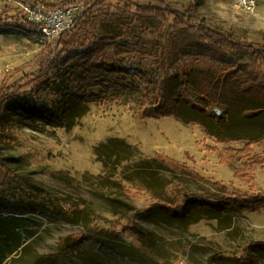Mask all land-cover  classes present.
Segmentation results:
<instances>
[{"label": "rangeland", "instance_id": "rangeland-1", "mask_svg": "<svg viewBox=\"0 0 264 264\" xmlns=\"http://www.w3.org/2000/svg\"><path fill=\"white\" fill-rule=\"evenodd\" d=\"M34 1L0 0V18L22 19L21 6H34ZM37 1L60 6L67 0ZM128 1L139 6L163 3L178 13L193 9L198 23L264 52V7L247 15L236 12L232 0ZM88 6L99 16L121 17L124 9V4L114 0ZM76 9L79 16L87 7ZM168 21L158 32L153 28L157 21H133L124 40L165 42L172 31L171 17ZM56 43L57 39L49 47L43 38L29 33H0V85L23 81L0 119V218H14L22 211L16 219L21 230L31 235L25 238L24 248L6 257L3 264H61L55 257L60 240L82 236L85 227L117 231L122 241L109 248L84 239L70 249L71 264H238L236 259L246 250L256 264H264V246H257L264 244V207L255 213L233 208L210 217L201 215L193 224L191 215L184 221L159 207L141 214L155 203H164L144 190H160V185H165L160 196L168 200L179 185L176 204L186 193L219 197L222 192L214 183L242 198L264 196V113H244L261 105L248 96L234 95L224 113L212 116V131L220 132L228 140L225 144L207 136L202 127L183 125L173 117L140 118L129 110V106L137 107L131 99L124 102L127 106L91 104L84 110H70L59 92L56 68L47 78L33 80L41 59L57 50ZM231 61L234 68L246 65L255 71L247 55L232 57ZM37 106L52 113L60 107L65 118L47 123L39 118ZM179 114L183 118L197 115L186 105L180 107ZM113 139L134 149L109 146L96 152ZM255 139L258 142L250 145V154L233 155L232 150H241ZM206 146L222 151L227 165L219 163L216 153L205 151ZM158 153L186 164L199 178L184 177L173 168L145 161ZM238 169L246 170L253 181L236 177L233 171ZM62 212L67 219L58 216ZM130 220L150 234L145 244L123 231Z\"/></svg>", "mask_w": 264, "mask_h": 264}, {"label": "trees", "instance_id": "trees-1", "mask_svg": "<svg viewBox=\"0 0 264 264\" xmlns=\"http://www.w3.org/2000/svg\"><path fill=\"white\" fill-rule=\"evenodd\" d=\"M105 1L67 0L60 3L62 7L83 5L87 10L76 16L71 27L58 37L55 46L57 50L50 51L41 59L33 80L47 78L56 68L60 80L58 88L65 107L70 110L72 107L84 110L91 104L96 107L112 104L127 106L124 102L131 99L137 106H129L132 114L154 120L173 117L183 125L200 126L203 132L215 138L218 144H225L228 140L220 135V132L215 134L212 131V116L217 118V114L224 113L227 103L231 102L230 99L234 95L248 96L261 105L253 111H245L247 116L254 112L264 113V52L261 49L198 23L193 9L178 13L168 6H163V3L139 6L128 0H114L118 4H124V9L120 12L121 17H116L114 14L93 15L88 5L92 3L95 7L103 5ZM34 2L33 5L36 6L44 4L37 0ZM45 6L53 8L55 5L45 4ZM168 17L172 20V31L165 42H161L160 39L152 42L142 38L124 40L126 32L133 27V21L138 22L141 18L157 21L153 28L158 32L159 27L167 23ZM107 26L115 28L107 30L109 29ZM91 27L96 30L89 29ZM11 32L29 33L38 38L40 36L39 26L30 23L26 18L17 21H10L8 17L0 18V33L11 34ZM157 35L161 37L160 33ZM45 44L49 47L51 45L46 42ZM245 55L251 60L255 71L249 70L246 65L233 67L231 58ZM22 82L0 85V119L6 104L15 99V93L23 86ZM182 105L194 110L196 117L183 118L179 114ZM36 109L39 118L47 123L65 118L61 115L60 107L54 113L41 106H37ZM201 115L207 118L206 121L199 117ZM217 129L215 127V130ZM256 142H258L256 139L250 140L245 148L232 150L233 155L241 157L250 154V145ZM109 146L134 149L122 140L113 139L100 145L96 152L100 153V148ZM204 149L209 153H216L219 163L227 165L228 160H225L223 152L217 147L206 146ZM145 161L173 168L184 177L199 178V175L190 171L186 164H180L159 153ZM233 174L239 179L253 181L244 169L234 170ZM214 186L222 192L219 197L186 193L183 195V201L177 204L176 195L181 193L179 185L174 188L175 192L169 194L170 200L160 196V191H165V185H160V190L144 188L146 193L163 199L164 203H155L141 214L159 207L169 215L184 221L192 216L190 224H193L201 220V215L210 217L211 214L225 213L233 208L255 213L264 207V196L242 198L220 184L214 183ZM21 212L20 210L16 212L14 218H0V264H3L6 257L23 249L25 238L31 236L27 230H21V224L16 219ZM58 216L67 219V214L64 212ZM84 229L86 232L81 234L82 236H67L60 240L55 257L60 259L61 264H71L70 249L76 248L84 239L90 238L96 244L100 246L103 244L109 248L122 241L117 231L93 230L88 227ZM123 231L137 236L142 244H145L150 237L145 229L136 226L132 220ZM23 233L28 235L25 237ZM247 252L246 250L243 257L236 259L238 264H256Z\"/></svg>", "mask_w": 264, "mask_h": 264}, {"label": "built area", "instance_id": "built-area-1", "mask_svg": "<svg viewBox=\"0 0 264 264\" xmlns=\"http://www.w3.org/2000/svg\"><path fill=\"white\" fill-rule=\"evenodd\" d=\"M233 9L243 14H255L260 7H264V0H232ZM77 7L54 6L48 8L44 4L38 6H21L23 18L32 24L38 25L40 29L39 38L46 43L54 42L55 39L66 32L77 16Z\"/></svg>", "mask_w": 264, "mask_h": 264}, {"label": "water", "instance_id": "water-1", "mask_svg": "<svg viewBox=\"0 0 264 264\" xmlns=\"http://www.w3.org/2000/svg\"><path fill=\"white\" fill-rule=\"evenodd\" d=\"M218 113H220V112H218Z\"/></svg>", "mask_w": 264, "mask_h": 264}]
</instances>
